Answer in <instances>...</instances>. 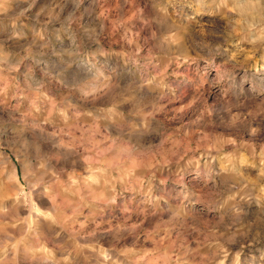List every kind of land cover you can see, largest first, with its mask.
<instances>
[{"label":"clouds","instance_id":"9594fccd","mask_svg":"<svg viewBox=\"0 0 264 264\" xmlns=\"http://www.w3.org/2000/svg\"><path fill=\"white\" fill-rule=\"evenodd\" d=\"M0 264H264V0H0Z\"/></svg>","mask_w":264,"mask_h":264}]
</instances>
